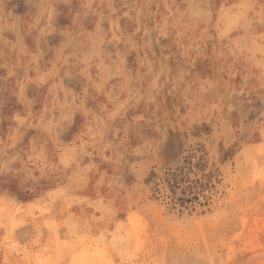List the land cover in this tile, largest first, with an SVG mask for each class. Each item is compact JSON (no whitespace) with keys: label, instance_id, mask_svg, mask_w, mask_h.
I'll return each mask as SVG.
<instances>
[{"label":"crops","instance_id":"0c3cea01","mask_svg":"<svg viewBox=\"0 0 264 264\" xmlns=\"http://www.w3.org/2000/svg\"><path fill=\"white\" fill-rule=\"evenodd\" d=\"M55 1L50 11L56 14V26L50 20L51 31L49 20L45 27L37 23L48 11L44 0H29L24 24L31 35L12 25L0 47V59L7 53L0 76L8 77L0 81V93L10 86L22 110L7 119L0 107V264H264L263 196L238 198L236 211L219 229L206 223L166 243L158 228L155 234L149 229L143 210L148 197L133 206L124 183L125 166L87 158L109 140L118 124L114 109L120 88L115 70L106 77L97 67L101 56L93 61L67 46L96 49L116 45L117 38L110 30L101 33L104 25L96 13L107 10L94 0L77 1L82 6L79 12L88 3L89 24L75 11L70 23H63L61 12L69 13L68 4L76 1ZM207 1L202 27L210 36L205 44L190 46L191 60L183 67L175 52H162L173 65L144 76L146 92L189 93L207 101L215 96L220 103L230 87L237 93L264 94V0H219L216 5ZM226 12L230 20L222 19ZM115 21L108 16L107 28H115ZM199 55L209 59L207 68L198 67ZM109 56L103 55L101 63L108 61L111 68L116 57ZM126 84L130 95L125 103L134 100L137 91L133 82ZM41 89L45 101L37 104L34 92ZM85 109L96 117L65 136L66 130L77 126L78 111ZM31 125L44 129L27 132L24 126ZM22 143L27 147L21 148ZM262 145L263 141L255 145L256 150ZM20 158L25 159L23 165ZM256 158L264 168V152ZM55 173L62 176L53 182Z\"/></svg>","mask_w":264,"mask_h":264},{"label":"rangeland","instance_id":"374dc122","mask_svg":"<svg viewBox=\"0 0 264 264\" xmlns=\"http://www.w3.org/2000/svg\"><path fill=\"white\" fill-rule=\"evenodd\" d=\"M48 1L44 0L47 13L40 15L44 20L37 21L44 27L49 25L48 20L56 26V14L50 10L51 4L58 2L51 0L47 6ZM74 1L75 4H68L69 13L68 9L61 12V21L70 23L68 19L75 11V16L85 18L89 24L92 11L88 3L86 9L79 12L82 6L77 4L78 0ZM94 1L107 10L105 14L96 13L104 25L101 33L110 30L117 38L116 45H97L96 49L90 46L89 50L82 45L67 47L74 53H85L93 61L96 55L101 56L97 67L105 71L106 77L115 70L120 89L114 109L118 124L109 140L105 139L101 146L90 151L87 158L91 156L100 163L125 166L124 183L133 206L148 197L143 210L148 216L149 229L155 234L158 228L166 243L178 241L189 229H199L206 223L219 229L228 215L236 211L238 198L264 197V168L260 169L256 158L264 152V147L257 150L255 147L260 141L264 142V94L237 93L236 87H230L226 100L220 103L215 96L207 101L195 99L189 93L145 91L142 78L153 75L158 68L164 71L173 63L167 62L160 55L162 52H175V59H180L183 67L191 60L190 46L194 42L205 44L206 35L210 36L202 27L207 0ZM217 2L219 0H214L215 5ZM30 8L29 0L0 1V47L2 40L11 35L12 25L15 31L31 35L24 24ZM108 16L116 19L113 29L107 28ZM6 54L5 51L0 66H7ZM103 55L116 57L115 62H110L111 68L108 61L101 63ZM204 57L199 55L198 67H208L209 59ZM6 79V75L0 76V81ZM130 82L138 92L134 100L125 103L130 94L124 89ZM13 96L10 86L0 93V99L4 97L0 107L7 119L22 111ZM34 101L44 103V89L35 90ZM92 112L79 110L77 126L66 130L65 136H71L78 127L96 117ZM8 127L6 124L5 128ZM24 127L27 132H33L44 126ZM26 147L22 143L21 148ZM24 161L20 158L21 165ZM60 175L55 173L51 181H57ZM22 192L28 193L23 188Z\"/></svg>","mask_w":264,"mask_h":264},{"label":"clouds","instance_id":"9594fccd","mask_svg":"<svg viewBox=\"0 0 264 264\" xmlns=\"http://www.w3.org/2000/svg\"><path fill=\"white\" fill-rule=\"evenodd\" d=\"M228 18L229 20L231 19V17L228 16V13H224V15L222 16V19Z\"/></svg>","mask_w":264,"mask_h":264}]
</instances>
